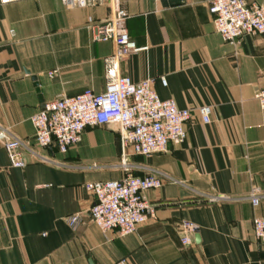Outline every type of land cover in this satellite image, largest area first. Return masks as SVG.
Returning <instances> with one entry per match:
<instances>
[{"label": "crops", "instance_id": "0c3cea01", "mask_svg": "<svg viewBox=\"0 0 264 264\" xmlns=\"http://www.w3.org/2000/svg\"><path fill=\"white\" fill-rule=\"evenodd\" d=\"M119 3L140 51L115 63L114 45L95 42L89 27L107 19V6L0 5V128L47 158L24 154L25 167L14 168L0 143V264H264V245L252 233V220L264 219V109L254 98L264 90V34L244 35L236 45L223 41L210 0ZM112 72L134 83L152 79L161 100L191 112L179 146L130 158L140 167L136 175L155 170L173 181L163 178L145 192L154 213L126 236L90 222L93 198L85 189L122 177L116 128H86L61 155L35 147L30 123L43 103L103 93ZM201 106L211 107L208 125L196 113ZM253 189L262 195L255 208ZM75 214L81 223L73 229L65 219ZM184 221L197 228L186 247L179 240Z\"/></svg>", "mask_w": 264, "mask_h": 264}, {"label": "built area", "instance_id": "2783aa9c", "mask_svg": "<svg viewBox=\"0 0 264 264\" xmlns=\"http://www.w3.org/2000/svg\"><path fill=\"white\" fill-rule=\"evenodd\" d=\"M19 0H0V5ZM67 9L107 6L109 16L103 22L93 25L92 36L95 42H111L114 53L110 63L128 58L140 51L136 48L125 29L126 12L119 0H60ZM209 13L213 16L215 32L223 41L236 45L244 35L264 34V6L245 0H211ZM53 73V72H52ZM52 73H49L51 75ZM113 77L107 82L103 93L96 94L85 90L72 97H61L41 104L30 118L34 129L35 147L45 150L54 147L64 155L80 143L86 128L113 126L120 142V162L122 172L119 180L97 181L85 185L93 202L89 208V219L102 233L116 231L121 236L136 232L154 213L144 194L148 190L162 186L168 176L148 170L142 176L135 174L140 167L130 162L132 156L148 157L164 153L169 145L179 146L185 139V125L191 112L179 109L171 99L161 100L153 90V80L146 79L134 83L126 77ZM161 83L165 85L164 79ZM255 99L264 109V90L257 92ZM196 113L202 124L211 122V108L201 106ZM0 143L12 167L22 169L26 162L24 154L34 159L47 161L27 142L13 137L6 129L0 128ZM262 196L256 189L251 190L248 199L255 208ZM224 199L211 197V201ZM66 224L76 228L81 223L79 214L66 217ZM180 243L189 246L191 236L197 228L190 222L179 225ZM252 233L255 240L264 245V219L252 220ZM113 264H126L124 260Z\"/></svg>", "mask_w": 264, "mask_h": 264}, {"label": "rangeland", "instance_id": "374dc122", "mask_svg": "<svg viewBox=\"0 0 264 264\" xmlns=\"http://www.w3.org/2000/svg\"><path fill=\"white\" fill-rule=\"evenodd\" d=\"M210 1H211V0H210ZM108 10H109V9H108ZM97 24H98V23H97ZM93 25H95V24H93ZM93 25H92V26H91V25L89 26L90 29L93 27ZM260 91H262V90H260ZM260 91H259V92H260ZM256 94H257V93H256ZM256 94H255V95H256ZM254 98H255V96H254ZM255 100H256V99H255ZM256 101H257V100H256ZM257 103H258V101H257ZM258 104H259V103H258ZM259 106H260V105H259ZM209 107H210V106H209ZM210 108H211V107H210ZM211 112H212V111H211ZM120 158H121V157H120ZM119 162H120V161H119ZM257 192H258V190H257ZM258 193H259V192H258ZM259 194H260V193H259ZM260 195H261V194H260ZM261 196H262V195H261Z\"/></svg>", "mask_w": 264, "mask_h": 264}, {"label": "water", "instance_id": "95a60500", "mask_svg": "<svg viewBox=\"0 0 264 264\" xmlns=\"http://www.w3.org/2000/svg\"><path fill=\"white\" fill-rule=\"evenodd\" d=\"M35 81V78H32ZM35 86H37V84L35 83Z\"/></svg>", "mask_w": 264, "mask_h": 264}]
</instances>
